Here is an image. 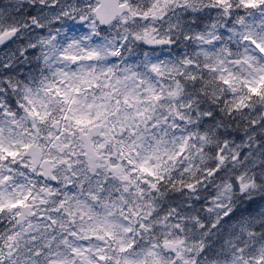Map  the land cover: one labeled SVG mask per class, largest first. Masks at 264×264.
I'll use <instances>...</instances> for the list:
<instances>
[{"label": "clouds", "instance_id": "clouds-1", "mask_svg": "<svg viewBox=\"0 0 264 264\" xmlns=\"http://www.w3.org/2000/svg\"><path fill=\"white\" fill-rule=\"evenodd\" d=\"M0 264H264V0H0Z\"/></svg>", "mask_w": 264, "mask_h": 264}]
</instances>
